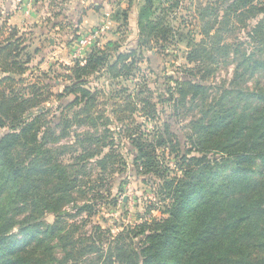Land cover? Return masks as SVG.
Here are the masks:
<instances>
[{"label":"trees","instance_id":"trees-1","mask_svg":"<svg viewBox=\"0 0 264 264\" xmlns=\"http://www.w3.org/2000/svg\"><path fill=\"white\" fill-rule=\"evenodd\" d=\"M180 7V0H143L137 48L121 52L114 42L94 48L83 63L65 67L60 77L67 85L58 95L52 83L59 76L30 66L29 33L7 28L8 19L0 23V32L9 30L0 41V129L7 130L0 135V264H264V83L247 89L252 77L264 75V0H208L197 8L198 33L181 16L187 64L182 78H166L160 99L140 64L144 51L162 54L179 41L180 29L170 24ZM122 16L125 26V11ZM232 30L247 32L235 51L226 43ZM231 55L233 80L210 100L207 80ZM139 74L133 90L90 86L97 75L133 80ZM105 94L122 101L113 110L124 126L117 131L98 110ZM52 98L61 101L58 118L45 106ZM159 105L172 110L168 120L202 109L185 142L161 123ZM147 123L153 129L144 130ZM209 153L221 158L213 161ZM125 171L151 185L156 203L116 235L98 224L83 232L98 214L92 201L103 198L97 185L103 174ZM70 206L75 215L66 211ZM157 211L161 217H154ZM50 213L55 221L46 224ZM83 214L88 217L70 221Z\"/></svg>","mask_w":264,"mask_h":264},{"label":"crops","instance_id":"crops-1","mask_svg":"<svg viewBox=\"0 0 264 264\" xmlns=\"http://www.w3.org/2000/svg\"><path fill=\"white\" fill-rule=\"evenodd\" d=\"M30 1L31 3L23 5L19 0H5L2 2V6L4 12L7 13L9 26L29 33L28 51L32 56L30 66L32 68H40L46 72L51 70L52 77L59 76L52 83V91L56 95L64 93L67 85V82L60 76L66 73L65 67L73 65L70 58L77 45V40L74 39L75 35L73 34L77 29L80 32H88L97 28L103 29L101 47L108 42L120 43V51L128 53L138 46L140 37L139 10L143 0H132V2L130 0H41L38 3L35 0ZM207 1L180 0L181 7H190V9L189 7L185 9L186 11H183L180 16H186L188 20H193L196 27L197 8L207 3ZM51 2L53 3L52 5ZM181 7L178 12L183 10ZM124 11L128 17V23L122 26L121 19H123ZM128 37L135 39L134 41L124 42L123 40H127ZM186 51L187 53L189 51L188 45ZM144 53L147 60L143 62L145 64H140L142 70L144 68L143 65L147 63L153 65L155 57H160V54L150 51H144ZM184 64H187L186 57ZM150 68L154 70L155 66ZM143 76H145V72ZM139 82L140 74L137 79L133 80H112L107 75H97L90 78V86L93 89H103L107 85V87L112 86L113 90L127 86L133 90ZM71 100L72 97L69 96L62 103L66 104V102L68 103ZM54 102L57 104L56 107L49 105L51 106L50 109H52L51 115L58 118L61 112L57 108L60 106L61 101L59 102L52 98L47 104H53ZM121 103L120 99H112L107 94L102 95L98 101V110L115 121L110 126L113 131L124 127L117 123L113 112ZM134 118L138 123L145 122L142 114L137 113ZM149 124L147 123L144 126V130L149 129Z\"/></svg>","mask_w":264,"mask_h":264},{"label":"rangeland","instance_id":"rangeland-1","mask_svg":"<svg viewBox=\"0 0 264 264\" xmlns=\"http://www.w3.org/2000/svg\"><path fill=\"white\" fill-rule=\"evenodd\" d=\"M5 0H0V23L7 19V13L4 12L2 2ZM20 3H22L21 0H19ZM29 1V0H28ZM26 4L31 3L29 1ZM25 5V4H23ZM27 7V6H26ZM189 6H182L183 10L176 13V17L173 22H171V26L175 28L180 29L179 34V41L174 43L175 46L173 47H167L165 52H161L160 57H155V62L153 65L150 63H147L146 65H143L144 68L142 70V75L145 72V77L150 82V87L154 91L156 97L162 98L165 94V86L169 83L166 81V78H182L183 76V67L185 63V57H186V48L188 45L189 39L185 38V35L187 34V31L185 30V24L183 22V19L181 18V14H183V11H186ZM28 8V7H27ZM190 9V7H189ZM178 15V16H177ZM177 19V20H175ZM7 28L13 26H9V23H7ZM198 27V26H196ZM195 26H192L191 28L193 30L197 29V33L199 32V27L196 28ZM9 30L3 29L2 32H0V41H2L4 38L8 36ZM247 32L242 31H235L232 30L229 33L226 34V43L230 46H233V51H235V44L239 42L246 41ZM181 36V37H180ZM199 37V36H198ZM135 38L128 37L127 40H123L124 42L128 41H134ZM199 38H197L198 40ZM243 49L248 51H251V47L244 46ZM243 50V51H245ZM73 62V58H70ZM145 64V63H143ZM155 66V69L152 70L150 67ZM235 72V55H231L226 62L222 63L214 75L213 78L207 80L208 86L211 87L210 91H208V94L211 95L210 100H212L213 97L219 95L221 91L225 88H228L229 84L233 80ZM247 80V76H246ZM264 75L258 74L252 77L247 83V89L248 91H256L259 86L258 83L263 84L264 82ZM54 105L56 107V103L53 104H47L46 107L50 108ZM159 112L161 113L162 120L169 122L172 125V128L178 133L180 139L182 142L186 141L187 133H190V129L188 130V126L190 125V122L195 118L200 117V113L202 109H193L188 114L184 115L182 114L181 117L169 119L168 117L172 114V110L165 108L163 105H159L158 107ZM183 111V110H182ZM167 119V120H166ZM154 124H149V129H153L152 127ZM187 128V129H186ZM7 130H1L0 129V135H3L6 133ZM71 141H64V144H68ZM125 142V141H124ZM124 153V151H123ZM197 156H200L199 154H195ZM208 158L211 160H219L221 158V154L219 153H209L207 154ZM125 157L127 160L129 159V155L125 154ZM176 163V160L174 157L170 159V162L168 165L170 166L171 170H175L174 164ZM231 171V167L228 169L227 172H225L223 175H229ZM102 180L97 183L99 186V191H101L103 198L97 197L96 201H92L94 204H99V206H95L96 209H98V214L92 217V223L90 225L85 226L83 232H86V230L89 229L91 225H101L102 228L111 230L114 235L118 234L123 230V228L127 225H133L138 224L140 221L138 220V215L141 213H144V209L149 205L150 201H153L156 203V199L154 198L153 189H151V185L143 184L142 179H138L135 176H132V174L129 171H125L122 173V175H119L116 172H110L106 174H103ZM87 199H91L92 195L86 196ZM154 199V200H153ZM84 202H79V205H83ZM69 214L76 213V210L73 206H70L66 210ZM68 215V214H67ZM87 214H83L80 217H76L74 219H70L71 222L81 220L82 218H87ZM154 217H161V214L157 211L154 214ZM43 221L46 224H53L55 221V215L54 214H47ZM14 235L17 236L18 239H24V235L19 234L18 230H15Z\"/></svg>","mask_w":264,"mask_h":264},{"label":"built area","instance_id":"built-area-1","mask_svg":"<svg viewBox=\"0 0 264 264\" xmlns=\"http://www.w3.org/2000/svg\"><path fill=\"white\" fill-rule=\"evenodd\" d=\"M21 1L23 4H26L28 0H21ZM102 31L103 29L97 28L88 32L78 33L79 36L77 39V45L72 54V58L74 62L83 63L87 58L88 54L94 48L101 47Z\"/></svg>","mask_w":264,"mask_h":264}]
</instances>
